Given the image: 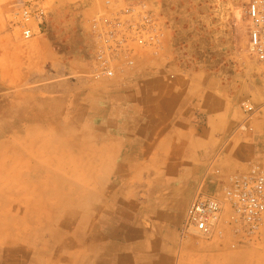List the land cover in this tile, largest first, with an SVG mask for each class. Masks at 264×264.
Instances as JSON below:
<instances>
[{
    "label": "rangeland",
    "instance_id": "rangeland-1",
    "mask_svg": "<svg viewBox=\"0 0 264 264\" xmlns=\"http://www.w3.org/2000/svg\"><path fill=\"white\" fill-rule=\"evenodd\" d=\"M149 1L43 0L40 34L22 40L17 0H0V264H264V235L180 240L182 216L172 211L168 223L157 213V198L191 199L213 159L222 175L243 173L262 162L264 145L251 158L226 140L192 186L175 169L189 156L154 138L166 128L128 91L149 63L195 66L232 86L239 142L264 133V103L253 104L248 121L261 128L251 132L234 94L252 80L264 89V65L247 53V0L177 1L181 20L159 8L161 47L136 50L122 74L98 75L95 25L137 19Z\"/></svg>",
    "mask_w": 264,
    "mask_h": 264
},
{
    "label": "built area",
    "instance_id": "built-area-1",
    "mask_svg": "<svg viewBox=\"0 0 264 264\" xmlns=\"http://www.w3.org/2000/svg\"><path fill=\"white\" fill-rule=\"evenodd\" d=\"M247 53L264 65V0H247ZM47 16L43 0H17L13 17L22 40L40 34ZM154 11L143 5L137 19L113 20L95 25L101 47L96 55V73L108 78L134 67L136 50L159 49L165 25ZM246 122L254 113L251 104H243ZM245 129V124L242 126ZM208 186L211 189H208ZM180 240L189 237L223 238L239 236L244 240L264 235V158L239 174L222 175L216 158L207 166L191 197L179 227Z\"/></svg>",
    "mask_w": 264,
    "mask_h": 264
},
{
    "label": "crops",
    "instance_id": "crops-1",
    "mask_svg": "<svg viewBox=\"0 0 264 264\" xmlns=\"http://www.w3.org/2000/svg\"><path fill=\"white\" fill-rule=\"evenodd\" d=\"M154 1L150 0L147 6L156 13L160 8L166 20L173 14L179 20L185 16L183 6H173L177 1L182 3L183 0ZM132 77L140 81L130 84L128 91L141 92L142 105L148 108V117L153 114L159 124H162L160 128H166L164 135L154 138L169 140L167 147L173 149L170 154L189 156V160L180 161L175 166L176 170L182 171L179 176L181 181L189 178L193 186L201 171L222 151L226 140H233L228 147L229 152L230 149L239 148L238 151L243 150L251 158L257 156L264 145V133L261 131L250 133L246 143L239 142V138L234 135L237 122L228 120L231 111L226 107L233 88L221 77L203 72L195 66L153 68L150 63L147 68L136 70ZM252 82L253 85H242L238 91H234L237 102L252 106L264 103V89L259 83L255 84L256 80ZM254 126L261 128L259 121H248L245 123V130L252 132ZM184 196L185 198H157L164 206V209L157 211L158 217L169 223L173 220V211L175 215L178 213L182 216V221L190 201L186 194Z\"/></svg>",
    "mask_w": 264,
    "mask_h": 264
},
{
    "label": "bare ground",
    "instance_id": "bare-ground-1",
    "mask_svg": "<svg viewBox=\"0 0 264 264\" xmlns=\"http://www.w3.org/2000/svg\"><path fill=\"white\" fill-rule=\"evenodd\" d=\"M44 190V189H43Z\"/></svg>",
    "mask_w": 264,
    "mask_h": 264
}]
</instances>
